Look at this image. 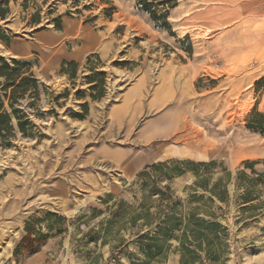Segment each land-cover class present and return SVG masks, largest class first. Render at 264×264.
Wrapping results in <instances>:
<instances>
[{
  "label": "rangeland",
  "instance_id": "rangeland-1",
  "mask_svg": "<svg viewBox=\"0 0 264 264\" xmlns=\"http://www.w3.org/2000/svg\"><path fill=\"white\" fill-rule=\"evenodd\" d=\"M0 10V57L39 80L12 102L0 77L23 123L0 132V264H181L182 230L150 263L140 242L172 210L220 225L195 264H264V0H178L166 26L136 0Z\"/></svg>",
  "mask_w": 264,
  "mask_h": 264
},
{
  "label": "trees",
  "instance_id": "trees-1",
  "mask_svg": "<svg viewBox=\"0 0 264 264\" xmlns=\"http://www.w3.org/2000/svg\"><path fill=\"white\" fill-rule=\"evenodd\" d=\"M137 6L152 15L153 19L159 24L166 26L168 25V14L169 10L178 4V0H136ZM0 17H5V12L0 10ZM0 38L5 39V36L0 28ZM27 65V62H22L17 59H12V63L4 57H0V77L5 78L6 84L3 90L8 94V90L11 88V99L13 100L19 98V96H24L27 91L34 90V94L38 93L39 80L34 77L33 73L29 76H23L22 67ZM77 63L64 62L62 72H65L72 79L76 75ZM68 66V68H67ZM70 67V68H69ZM30 70V69H28ZM24 71V73L29 71ZM20 78V79H19ZM89 82H93L94 79L100 78V82L97 85L91 87L96 93L93 94L94 99H99L105 94L106 86V75L104 72H93L87 77ZM7 96V95H6ZM10 103L11 112L4 106V101L0 100V132L13 129L12 121L13 116L17 119L20 129H23V123L21 122V116L18 108H15L13 103ZM83 108L87 110V104L83 105ZM81 118L84 117L83 114H78ZM247 193L245 199L249 197ZM163 195H165L163 193ZM172 214L166 215L163 220V224L159 226V232L153 235L145 234L140 237V242L142 245V250L146 255L147 263L152 262L156 258L164 256V251L167 242L175 236L176 230H182L181 239V264H195L198 257H200L197 252L187 246L186 243L189 242V237L191 236L197 246L202 248L203 243H207V255L211 260H217L219 253L214 247L216 239L220 235V225L217 222L207 221L205 219H200L195 213H192L190 219L187 221L185 227L181 226L183 222V216H178L174 210ZM193 225V227H192Z\"/></svg>",
  "mask_w": 264,
  "mask_h": 264
},
{
  "label": "bare ground",
  "instance_id": "bare-ground-1",
  "mask_svg": "<svg viewBox=\"0 0 264 264\" xmlns=\"http://www.w3.org/2000/svg\"><path fill=\"white\" fill-rule=\"evenodd\" d=\"M174 153L175 154H177V153H180V151L179 150H175L174 151ZM151 155L150 154H147V155H145V156H143V155H140V156H138V159L136 160V169L138 170V169H140L141 168V166L148 160V158L150 157ZM161 156H159L158 158H160ZM157 158V157H156ZM118 176H128V177H131L128 173H126V172H123V173H121V174H118Z\"/></svg>",
  "mask_w": 264,
  "mask_h": 264
}]
</instances>
